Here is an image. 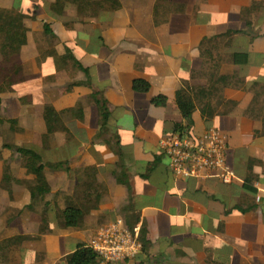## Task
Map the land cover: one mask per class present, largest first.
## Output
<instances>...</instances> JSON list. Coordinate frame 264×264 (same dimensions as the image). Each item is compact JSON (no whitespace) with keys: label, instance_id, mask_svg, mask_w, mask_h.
<instances>
[{"label":"crops","instance_id":"crops-1","mask_svg":"<svg viewBox=\"0 0 264 264\" xmlns=\"http://www.w3.org/2000/svg\"><path fill=\"white\" fill-rule=\"evenodd\" d=\"M55 1L0 0L38 9L21 73L0 80V264H69L118 220L141 227L145 245L121 264H264V0H119L117 11L69 5L61 16ZM179 91L195 104L187 131L226 138L231 184L170 171L160 142L187 126ZM160 96L164 107L152 103ZM46 105L82 113H64L67 130L47 136ZM5 144L41 155L47 194L33 200L35 172ZM67 207L82 211L81 227L65 225Z\"/></svg>","mask_w":264,"mask_h":264},{"label":"trees","instance_id":"trees-1","mask_svg":"<svg viewBox=\"0 0 264 264\" xmlns=\"http://www.w3.org/2000/svg\"><path fill=\"white\" fill-rule=\"evenodd\" d=\"M69 5L75 6L79 11L96 7H100L101 9L109 11H117L121 9V3L119 0H56L49 6V10L52 13H56L57 15L61 16ZM37 10V6H34L23 13L17 12L15 10H5L0 8V80L9 82L13 79V76L21 73L18 57L20 55L21 48L27 44L28 28L26 27L25 22L34 20ZM45 34L49 36L52 35V37H54V34L48 25H45ZM74 64L77 69L83 72L87 71L75 60ZM76 85L78 84L69 86L66 89V92H70ZM133 89L137 93L146 94L151 90V85L145 80H135L133 83ZM6 91H9L8 88H3V86L0 87V94L5 93ZM99 96V93H94L92 98L100 109L103 125H106L110 118V112L106 101ZM1 101L2 100L0 98V103ZM152 103L156 107H164L167 105V98L160 96L154 98ZM176 103L182 113L183 118L187 122V126H178L176 128V132L182 131L183 129L187 130V128H189L192 124L195 104L184 91H179L177 93ZM66 112H76L79 114V116H81L82 107L79 105L75 109ZM66 112L59 113L53 108V106H45L43 115L48 130L47 136L53 134L59 129L63 131L67 130L64 125H61L62 115ZM6 122L10 125L11 129H13L17 123L16 120H6ZM2 125L3 121L1 122L0 120V129L3 127ZM4 147L18 154V156L24 160L25 167L35 172L37 184L30 190L33 200L36 195L47 194L50 189L44 175V169L46 165L43 162L41 155L32 149L22 148L15 145L5 144ZM7 174L8 168L5 167V176H7ZM63 218L67 227L79 228L83 222V213L78 208L67 207L63 212ZM127 227L131 230L135 228L131 224H127ZM142 243L144 250L145 245L143 241ZM69 264H99V261L97 254L94 253L89 247L85 245H79L78 250L73 254Z\"/></svg>","mask_w":264,"mask_h":264},{"label":"built area","instance_id":"built-area-1","mask_svg":"<svg viewBox=\"0 0 264 264\" xmlns=\"http://www.w3.org/2000/svg\"><path fill=\"white\" fill-rule=\"evenodd\" d=\"M169 169L177 178L216 177L231 184L236 176L226 165L227 140L209 128L200 135L182 130L160 142ZM258 200L260 198L258 197ZM98 256L99 264H121L134 260L143 251L141 227H126L122 220L101 228L88 246Z\"/></svg>","mask_w":264,"mask_h":264},{"label":"rangeland","instance_id":"rangeland-1","mask_svg":"<svg viewBox=\"0 0 264 264\" xmlns=\"http://www.w3.org/2000/svg\"><path fill=\"white\" fill-rule=\"evenodd\" d=\"M0 134L3 136V127L0 129Z\"/></svg>","mask_w":264,"mask_h":264}]
</instances>
